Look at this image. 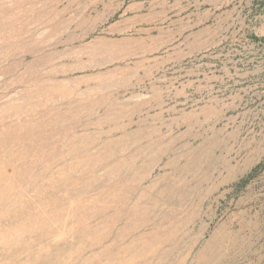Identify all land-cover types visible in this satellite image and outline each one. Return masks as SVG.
Masks as SVG:
<instances>
[{"label": "rangeland", "instance_id": "1", "mask_svg": "<svg viewBox=\"0 0 264 264\" xmlns=\"http://www.w3.org/2000/svg\"><path fill=\"white\" fill-rule=\"evenodd\" d=\"M0 264H264V0H0Z\"/></svg>", "mask_w": 264, "mask_h": 264}]
</instances>
